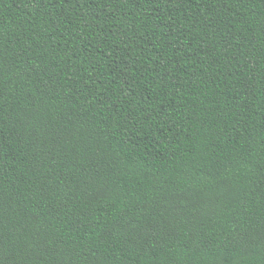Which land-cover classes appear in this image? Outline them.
Returning <instances> with one entry per match:
<instances>
[{
    "label": "trees",
    "instance_id": "1",
    "mask_svg": "<svg viewBox=\"0 0 264 264\" xmlns=\"http://www.w3.org/2000/svg\"><path fill=\"white\" fill-rule=\"evenodd\" d=\"M0 264H264V0H0Z\"/></svg>",
    "mask_w": 264,
    "mask_h": 264
}]
</instances>
